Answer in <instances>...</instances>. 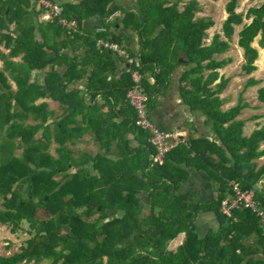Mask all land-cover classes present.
<instances>
[{"label": "trees", "instance_id": "trees-1", "mask_svg": "<svg viewBox=\"0 0 264 264\" xmlns=\"http://www.w3.org/2000/svg\"><path fill=\"white\" fill-rule=\"evenodd\" d=\"M244 1L256 2L247 14ZM135 2V11L119 9L115 0L64 4L61 18L69 22L105 15L102 28L89 31L65 27L60 19L39 25L31 0H0V47L7 50L0 49V224L18 232L28 223L34 234L12 256H0V264H264V216L245 208L231 218L222 212L233 182L264 212V166L255 164L264 157V125L246 136L240 117L249 104L241 96L224 109L230 79L220 73L232 63L220 57L231 50L238 26L243 71H257L260 53L253 44L260 36L264 48V0H226L222 33L210 39L214 22L197 17V0ZM118 10L122 14L107 23ZM119 27L126 33L111 32ZM100 40L135 58L129 71L117 75L122 57L102 49ZM180 67V96L210 123L212 136L179 143L163 166H155L149 133L136 126L127 98L132 71L143 76L151 111L155 94L165 92ZM48 68L43 83L33 81L35 71ZM80 82L82 88L72 87ZM259 83L251 77L246 89ZM259 98L264 102V88ZM44 99L59 102L60 113L40 103ZM87 142L97 146L94 154L74 149ZM189 169L202 171L217 187L219 199L207 209L225 218L218 232L204 237L194 226L200 205L177 195ZM144 193L150 215L142 210ZM179 234L183 241L171 251L168 243Z\"/></svg>", "mask_w": 264, "mask_h": 264}, {"label": "crops", "instance_id": "crops-1", "mask_svg": "<svg viewBox=\"0 0 264 264\" xmlns=\"http://www.w3.org/2000/svg\"><path fill=\"white\" fill-rule=\"evenodd\" d=\"M51 3H54L62 8L64 4H84L87 0H49ZM30 11H34L36 14V21L38 24H44L50 22L46 18V14L41 11L37 0H31ZM115 6L119 9L127 11L137 10V5L135 0H115ZM122 11H116L115 15L111 16L107 23H110L117 19ZM81 20V19H80ZM105 20L104 14H97L87 20L82 21V29L94 31L97 28H102ZM76 22V20H75ZM77 24V22H76ZM79 26L78 24L76 25ZM80 28V27H79ZM10 29L15 32L18 28L11 24ZM115 35H120L126 33V30L122 27L116 28V30H111ZM240 34V33H239ZM209 36V35H208ZM212 37V36H211ZM210 39V37H209ZM240 39V38H239ZM132 43L131 47L134 53H137L139 50V45L137 43L138 38L131 37ZM2 51L7 53V50H4L3 47H0ZM2 67V61L0 60V68ZM50 68L44 71H35L33 75V81L43 83L46 73ZM129 71V65L125 60V57L122 59H117V75ZM180 72L181 67L172 74L170 83L165 89V92L157 95L155 94V99L157 104L155 107L149 111L151 121L156 124L160 129L170 132L179 136L181 140L180 143L186 142L190 138H209L212 136L210 123H208L203 115L198 112H193L187 106L181 96H180ZM146 80L150 85H153L155 80L148 73ZM78 87H83V83H78L72 85ZM47 102L49 103L50 109L60 113V110L55 109L53 104H57L60 107L59 102L52 99L41 100L40 103ZM107 109H104L106 112ZM249 136V135H248ZM217 187H215L212 182L209 180L208 176L202 171H196L194 169L188 170L187 180L182 183L177 191L179 197H183L186 201L194 204H199L200 209L194 218L195 232L200 236L204 237L208 232H218L225 223V218L222 214L213 211L212 209H207V206L211 204L212 201L219 199V193H217ZM150 196L147 193H144L142 197V210L146 215H150L152 208L149 204ZM184 235L179 234L178 237L172 239L168 243V248L171 251H176L178 245L183 241ZM257 258H263L262 254H258Z\"/></svg>", "mask_w": 264, "mask_h": 264}, {"label": "rangeland", "instance_id": "rangeland-1", "mask_svg": "<svg viewBox=\"0 0 264 264\" xmlns=\"http://www.w3.org/2000/svg\"><path fill=\"white\" fill-rule=\"evenodd\" d=\"M200 4L201 11L197 14V17H207L214 22V26L208 30V35L211 36L214 33H222V24L225 19H227V12H225V6H227L226 0H197ZM256 2L244 1L242 2V12L247 14L248 9L255 5ZM251 20H247L249 23ZM243 26H238L236 35L233 41L231 50L220 57L231 59L232 63L229 67L220 70V73L226 78L230 79V85L223 97L226 99V105L224 106L225 110L230 109L235 106L239 98L243 96L244 100L249 104L241 119L246 120V136L250 135L251 132L258 128L261 125H264V102L259 98V90L264 88V48H261L259 45L260 36L255 40L254 46L259 49V59L256 62L257 71L252 75H247L243 71V66L245 63L244 51L239 46V33L242 31ZM255 78L260 81V83L254 87L246 89V83L249 78ZM11 85L15 87V84L11 82ZM55 109L61 110L59 105L53 104ZM56 143H53L50 147V153L56 156L55 152ZM264 148V144L262 145ZM78 153H95L97 146L92 142L79 143L74 148ZM20 152H18L19 154ZM257 168L264 166V157L258 159L255 162ZM264 184V183H263ZM1 207V203H0ZM98 213H95L90 220L95 221L98 218ZM54 223L51 221V226ZM30 225L28 223L22 224V229L18 232H12L9 226L0 224V256H12L15 252L20 250L21 245L26 244L28 239L31 238L34 234L30 231ZM34 264V263H32ZM42 264H50L49 261H44Z\"/></svg>", "mask_w": 264, "mask_h": 264}, {"label": "built area", "instance_id": "built-area-1", "mask_svg": "<svg viewBox=\"0 0 264 264\" xmlns=\"http://www.w3.org/2000/svg\"><path fill=\"white\" fill-rule=\"evenodd\" d=\"M37 2L49 21L60 19V23L63 26L76 29L77 24L75 21L69 22L61 18L62 8L60 6L51 3L49 0H37ZM99 43L102 49L112 51L120 57H125L129 69L134 65L135 58L131 57L122 46L108 40H100ZM142 79L143 76L138 70L132 71L133 84L128 91L127 98L137 112L136 126L149 133V142L155 149V153L152 155V164L163 166L166 155L181 140L179 136L160 129L151 121L148 110L149 96L142 85ZM230 188L232 189V194L222 201V212L226 217H233L234 211L239 208L251 210L261 217L264 216V212L258 207L253 195L249 191L244 190L236 182L231 183Z\"/></svg>", "mask_w": 264, "mask_h": 264}, {"label": "water", "instance_id": "water-1", "mask_svg": "<svg viewBox=\"0 0 264 264\" xmlns=\"http://www.w3.org/2000/svg\"><path fill=\"white\" fill-rule=\"evenodd\" d=\"M75 20L77 24L79 25L80 29H82V21L80 20V18H76Z\"/></svg>", "mask_w": 264, "mask_h": 264}]
</instances>
